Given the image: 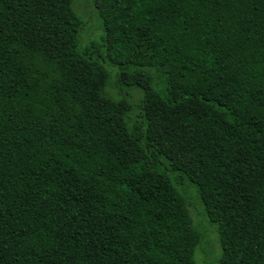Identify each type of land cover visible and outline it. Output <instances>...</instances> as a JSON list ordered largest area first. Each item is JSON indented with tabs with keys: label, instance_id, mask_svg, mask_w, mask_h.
Segmentation results:
<instances>
[{
	"label": "trees",
	"instance_id": "trees-1",
	"mask_svg": "<svg viewBox=\"0 0 264 264\" xmlns=\"http://www.w3.org/2000/svg\"><path fill=\"white\" fill-rule=\"evenodd\" d=\"M94 3L0 0V264H264V0Z\"/></svg>",
	"mask_w": 264,
	"mask_h": 264
},
{
	"label": "rangeland",
	"instance_id": "rangeland-1",
	"mask_svg": "<svg viewBox=\"0 0 264 264\" xmlns=\"http://www.w3.org/2000/svg\"><path fill=\"white\" fill-rule=\"evenodd\" d=\"M95 0H73L76 13L86 23L82 33V42L86 46L92 41H97L104 34V23L94 3ZM109 94L114 98H129L135 106L141 99V92L123 85L113 73ZM136 110L133 111V117ZM181 191L186 198L193 224L201 235V242L195 254L196 264H220L221 245L218 226L212 222L205 213L197 188L186 182L180 185Z\"/></svg>",
	"mask_w": 264,
	"mask_h": 264
}]
</instances>
